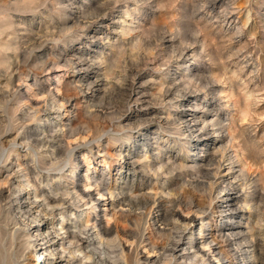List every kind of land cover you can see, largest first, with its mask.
Masks as SVG:
<instances>
[{
    "label": "rangeland",
    "instance_id": "1",
    "mask_svg": "<svg viewBox=\"0 0 264 264\" xmlns=\"http://www.w3.org/2000/svg\"><path fill=\"white\" fill-rule=\"evenodd\" d=\"M76 57H89V69L78 72L68 62ZM94 76L99 79L100 90H104L92 97L89 92H78L76 87L83 88L80 85ZM6 83L11 85L5 88ZM131 85L141 93L134 105L126 100ZM49 91L69 103L61 109H49ZM24 103H41L47 110L27 121L22 115V110H28L22 106ZM0 116L5 126L0 130L6 129V140H25L29 130L52 129L55 122L63 133L65 124L80 130L71 138L61 137L69 148L77 147L73 157L76 160L61 162L59 168L50 171L38 169L43 176L48 175L43 181L48 185L43 191L46 194L49 186L81 189L82 176L91 168L96 169V176L102 175V183L117 186L120 171L129 169L128 173L136 176L131 187V177L125 180V188L131 189L132 196L152 191L163 200L161 211H157L162 214L159 222L145 230L147 243L158 249L167 244V237L157 233L163 224H167L165 229H171V236L177 235L180 230L171 228L170 219L176 211L193 219L183 232L184 247L188 248L192 236V245L206 259L186 264H241L239 257L227 254L224 248V236L231 232L247 240L252 237L256 255L250 264H264V0H0ZM5 117H12L10 129L6 128ZM183 117H196L197 127H201L194 131L197 137H192L196 145L184 137ZM146 128L155 138L148 140L150 150L144 160L139 155L143 149L133 137ZM99 131L108 134L101 133L98 141L85 146ZM15 157L12 153L4 164H16ZM219 164L224 170L221 173L228 174L226 182L237 189L218 190L216 200H233V211L221 212L223 203L211 202L206 196L205 186ZM159 165L162 170L154 174ZM4 168H0L2 172ZM68 168L77 178L69 177ZM14 169H8L10 178ZM6 174L0 175L4 196L9 193L8 184L2 181ZM88 190L86 199L66 209L65 205L56 206L54 215L47 217L49 222L60 223L59 213L66 212L65 223L71 225L79 222L77 216L89 212V219L100 216L106 225L114 213L118 226L128 227L120 216L126 206L114 203L99 187ZM95 199L99 200L91 207ZM135 201L128 211L139 214L142 209ZM198 206L204 209L203 214L196 213ZM0 218L1 224L3 217ZM201 219L206 224L200 232ZM8 223V230L17 228L12 221ZM130 241L122 243L132 250ZM146 244L138 249L140 257L156 259L159 252L150 251ZM116 250L105 245L97 256L105 263L117 264ZM219 250L222 254L217 256ZM22 254L20 264H35L44 258L54 261L49 253L38 260L35 251L24 249ZM64 258H69L67 253Z\"/></svg>",
    "mask_w": 264,
    "mask_h": 264
},
{
    "label": "bare ground",
    "instance_id": "2",
    "mask_svg": "<svg viewBox=\"0 0 264 264\" xmlns=\"http://www.w3.org/2000/svg\"><path fill=\"white\" fill-rule=\"evenodd\" d=\"M7 26H9V25H7ZM122 34H123V31H122ZM96 38H99V37H96ZM71 58H73V57H71ZM88 58L89 57H85V58L76 57L75 61L69 60L68 62L72 63L78 69V70L76 69L78 72L79 71H86L91 66V61H92L90 59L88 60ZM43 64H44V62H43ZM53 64H54V62H53ZM14 70H16V69H14ZM17 70H18V68H17ZM19 72H21V71L19 70ZM21 77H22V75H21ZM24 77H26V76H24ZM4 80H5V82L8 81L6 79H4ZM18 80H20V78ZM12 81H10V82H12ZM98 81H99V79L94 76L93 79L85 82V84L80 83L81 84L80 86H82L83 88L76 87L77 89H79V91L76 88L75 89L80 93L81 92L82 93L89 92L91 94L90 96L92 97L93 95H96L98 91L100 92V91L104 90V89L100 90V87L98 86L99 85ZM7 84H9V83L5 84V88L8 86ZM118 84H120V83H118ZM10 85L11 84H9V86ZM74 86H78V85H74ZM2 92H4L6 94V91H2ZM172 92H174V90ZM177 92H178V90H177ZM168 93H169V90H166L165 94L168 95ZM179 93H180V91H179ZM12 94L10 96L13 97ZM140 94H141L140 91L136 92L133 85H131L129 87L128 92H127V99H126L127 102L133 103V105H134L135 102L140 100L138 97ZM7 95H5V96H7ZM170 95H172V94L169 93L168 96H170ZM184 95H186V94H184ZM47 96H48L47 98H48L49 103H50V108L49 107L48 108L51 110L54 107L61 109L64 107L65 104L69 103V100L66 99L65 97H62L61 95H60L61 96L60 97V96H58V94L50 93V91L47 93ZM182 96L183 95H181L180 97H182ZM174 97L171 96L170 99L172 100V98H174ZM161 98H163V96ZM7 99L10 100L9 98H7ZM4 102L7 103V100ZM16 102L17 101H15V103ZM42 102H46V101L44 100ZM41 103H34L33 105H31L29 103L28 106H25L27 104L24 103V105H22V106L26 107V110L27 109L30 110L29 112H28V110L27 111L22 110V115L27 117L26 118L27 121L28 120H31V121L35 120L38 116H40L39 113L41 111L47 110L46 106L43 107L40 105ZM19 104H20V102H19ZM1 105H2V103H1ZM17 107H18V105H17ZM56 108H55V110H56ZM7 113H9V112H7ZM50 113H51V111H50ZM242 115L245 116V112H242ZM0 118H1V116H0ZM180 120H181V125L183 128V131H185L184 137L189 138L190 140L188 142H192L193 145H196L197 142L196 143L193 142L192 137L195 136V135H193L194 131L201 128V127H197L198 124H197L196 117H186V118L183 117ZM1 123L2 122L0 119V128L2 129L1 126L3 124H1ZM5 124H6V128L10 129L11 124H12V117H10L9 119L6 118ZM68 125L69 124H65L63 126L66 129L65 133H63L64 131L61 129V126L58 124V122L53 123L52 129L36 127V128L29 130L26 133L25 140L20 139V141H18L16 138L6 140V136H3L6 129H5V131L0 130V165H3V167H0V168L5 167L3 169L4 170L3 172L0 169V175L7 173L6 178L2 177L3 178L2 181L6 182L9 186V191H8L9 193L5 196H4V192L2 191L3 189L2 190L0 189V216L3 217V220L0 224V264H20L18 260H19V258L21 259L22 257H24V254H22V251L24 249L35 251V253L37 254L36 260L40 259L43 255H46V253H49V255L52 256V259H54V261H49L47 258H44L43 260H41L40 262H36L35 264H108L109 261H108V263H107V261L105 263V261H103L104 258H100L99 255L97 256V252H99L101 250L103 251L105 245L108 247H114L117 249L116 251H117L118 260H119V262L117 264H158V263L159 264H186V261H192V260L203 262V260L205 259L204 254H202L200 252V250L195 249V246L192 245V240H191V239H193L192 236H190V239L187 243L188 248L184 247V244H183V241H184L183 232L186 230V228L188 227V224L193 219L187 218V216L183 217V216L179 215L178 213H176V211H174L175 213L170 215V219L172 220V227L171 228H173V230H177V231H178V229L180 230L179 232H176L177 235L171 236V229L169 227H168L169 229H165V226L167 227V224L162 223L163 224L162 228H160V229L156 228V229H158V231H157L158 235H161L162 237L164 235V237H167L166 238L167 244L163 247L160 246L161 248L158 249V247L156 245H154V244L150 245L149 243H147V239L145 237L146 234L144 235L145 230H148V228L153 226V224H155L156 222H159L162 214L157 213V211L160 210L159 208L162 205L163 200H161L160 196L157 197V195L159 193L157 194L156 192H152V191L147 192V193L142 194V195L140 194L139 197L132 196V192L130 191L131 189L129 190L128 188H125L127 186V184L125 183V180L131 177V183H130V187H131V185H133V181H134L136 176L134 174L130 175L128 173V171L131 172L129 169H127V171H125V172L120 171V174L117 177L118 184L116 186V184L115 183L113 184L112 182L107 183V184L104 182L102 183V178H103L102 175L96 176L97 174H93V171H95L96 169L91 168L90 170H88L90 168V166H87L86 168L88 171H87V173H85L82 176L84 183L81 185L82 186L81 189L76 190V191H74V190L70 191L67 187L63 188V190H62V188H61L62 186L61 187L49 186V188H48L49 192H47V194L45 192H43L45 187L46 186L48 187V185L46 183L43 184V181L46 179V177L48 175L43 176L42 172L38 171V169L41 168L45 171H50V170H54V169L59 168L61 162H65L66 164H69L70 160L71 161L76 160L73 157H74V154L76 153L75 149L77 147L74 146L72 148H69L70 146H68V145L66 146L62 142L63 140H61V137L71 138V137L79 134L80 130L78 131V129H74L73 127L68 126ZM14 127H15V125H14ZM17 127H19V126H17ZM120 129L122 130L123 128L119 127V130ZM147 130L148 129L146 128L145 131L139 132L135 136V138L133 137V140L135 142H139L140 147H142V149H143V150H141L142 154L140 153L139 155L141 157H143L142 159H144V160L147 156V153H149V150H150V149L148 150V147L150 148V143H148V140L155 138V137H152V135ZM20 131H22V129ZM23 132H25V131H23ZM101 133H107V132L106 131H99V135H96L97 136L96 138H93V139H90L89 141H87L85 143V146H89L92 142L98 141L99 137L102 136V135H100ZM182 134H183V132H182ZM107 137H108V135H107ZM195 137H197V136H195ZM130 139H132V138H130ZM154 143H156V144H154V146L156 147L155 149L158 150L160 147L157 145V142H154ZM198 143H199L198 145H200V146H205L204 142H198ZM23 148H25L24 151H22ZM125 150L128 151L129 148H127V149L125 148ZM151 150H153V149H151ZM12 153H15V155H16V157H15L16 164L13 165L12 163H9L8 165H5L4 163L6 161H8L9 156ZM136 155L138 156V154H136ZM26 156L27 157L29 156V159L26 160L25 159ZM125 156H128V155H125ZM40 159H42V160H40ZM134 161H136V160H134ZM168 161H170V160H168ZM168 161H166V162H168ZM103 164L106 165V161H104ZM165 165H167V164H165ZM13 168H15V169L12 171L13 172V175L11 176L12 178H10V176H8L9 175L8 169L12 170ZM161 168H162V165H159L157 167V169L154 171V174H156L155 172L157 170H159V171L162 170ZM165 168H163V170ZM216 168H217L216 171L213 173V177H212L213 179L209 183L207 182L208 184H207V186H205V187H207V190L205 189L207 199L208 200L211 199V202L212 201H216V202L220 201V200L219 201L216 200V197L219 194L218 190L220 192V191H222L221 189L226 188V187H228L229 188L228 190H231V191H236V189H237L234 185L231 184V182L230 183L226 182L225 177L228 174L226 172L221 173V171L223 170V169L220 170L221 165L220 164L217 165ZM228 170L229 169H226V171H228ZM67 171L70 174L69 177H71V179L77 178V174L74 171L70 170L69 168ZM154 174H153V176L155 177ZM92 186L99 187V189L102 190L103 194H107L109 196L110 200L112 198L115 200L114 203H118V205H122V207L123 206L127 207L126 210H120V211H122V212H120V216L123 218L124 222H126L128 224V225L126 224L128 226L126 229H121L118 226L117 219H116L117 215H115L114 213H112L109 216V218H107L106 225L102 224L100 216L97 218L95 216L92 219H89V212L88 211H87L88 213H86L84 215L82 213V215L77 216V218L79 219V222L71 223V225H67L65 223V220H64L65 215L63 213H66V212L59 213L60 221H61L60 223L51 224L52 222H49L47 217L50 214L54 215L52 213L55 210L56 206H59V208H60V206L65 205L63 208L66 209L68 206L72 205L73 203L80 202L81 200L86 199L89 195L86 192H88L89 191L88 189L92 188ZM59 190H61V192ZM165 194H166V196H169L168 192ZM214 195H215V197H214ZM177 197H179V196L177 195ZM89 198H90V196H89ZM170 198H168V200ZM98 200L99 199L93 200V203H92L93 205L91 207H93V206L95 207ZM135 200H137V201H135ZM134 201L136 203L138 202L140 209H142V211L139 214H137V213L132 214L131 210H129L130 212L128 211V209H130L129 208L130 205L134 204ZM221 203H223V205H221V212H225L226 210H230V211L234 210L233 200L227 199V201L224 200ZM208 204L210 205L211 203H208ZM75 206H76V204H75ZM132 207L133 206H131V208ZM135 207L138 209L137 206H135ZM209 207H211V206H209ZM196 211H197L196 213H198V212L202 213V214L204 213V209L200 208L199 206H198ZM230 211H228V212H230ZM105 215L106 214H103L102 216H105ZM168 218H169V216H168ZM0 219H2V218H0ZM110 219H112L111 225H109ZM8 221H12L13 226H17V228L12 227L11 230H8V229H10V228H8V226L11 225V223L9 224ZM164 223H166V221ZM205 224H206V221H203L201 219L200 227H199L200 229H198V231L201 232L202 231L201 227H202V225H205ZM237 235H238L237 233L231 232L227 236H224L225 240L223 242H225V245L223 243L222 244L224 245V248H226L225 249L226 253L230 254L231 256L239 257L238 262H240L241 264H250L251 262H253V259L255 258V255H256L254 253V243L252 241L253 239L251 240V238H252L251 237L250 240H247L246 238L241 237V235H240V237H237ZM22 237H24L25 240H21ZM128 239L131 240L130 245H133L132 250L125 248L123 243H122V241H124V240L127 241ZM144 243L145 244L147 243L146 244L147 246L149 245L150 251L153 252L156 250L157 252H159L158 256L156 258L157 260L156 259L150 260V259H148V257H144V258L140 257V252L138 249ZM208 243H209V241H208ZM190 250H192L191 255H189ZM221 250L216 252L217 256L222 254ZM212 252L214 253V250ZM64 253H67L69 258H67V259L64 258ZM110 254H112V253H110ZM227 254H225V255H227ZM53 256H55V257H53ZM114 256H116V255H114ZM29 258H32V257H29ZM220 258H221V256H220ZM27 259H28V257H27ZM114 259H115V257H114ZM204 261H206V259Z\"/></svg>",
    "mask_w": 264,
    "mask_h": 264
}]
</instances>
